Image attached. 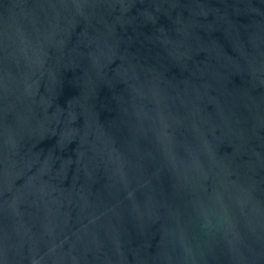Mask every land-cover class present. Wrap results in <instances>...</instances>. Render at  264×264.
Wrapping results in <instances>:
<instances>
[{
	"label": "water",
	"instance_id": "water-1",
	"mask_svg": "<svg viewBox=\"0 0 264 264\" xmlns=\"http://www.w3.org/2000/svg\"><path fill=\"white\" fill-rule=\"evenodd\" d=\"M0 264H264V0H0Z\"/></svg>",
	"mask_w": 264,
	"mask_h": 264
}]
</instances>
